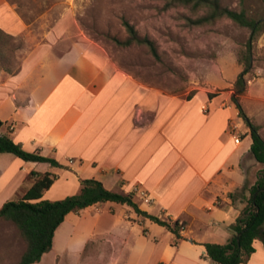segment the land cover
I'll use <instances>...</instances> for the list:
<instances>
[{"label": "crops", "instance_id": "0c3cea01", "mask_svg": "<svg viewBox=\"0 0 264 264\" xmlns=\"http://www.w3.org/2000/svg\"><path fill=\"white\" fill-rule=\"evenodd\" d=\"M32 26L17 4L0 0L1 31L29 44ZM16 54L11 72L0 67V135L60 167L0 154V208L25 196L31 172L51 173L56 180L43 200L77 195L82 181L94 179L133 194L150 215L187 222L176 242L167 228L127 205L97 204L67 215L52 250L36 264H216L204 244L229 241L262 168L250 153V129L235 118L230 87L240 65L216 81L225 92L208 89L189 98L140 82L93 41L80 39L63 51L42 41ZM260 134L264 139V129ZM197 224L211 240L195 234ZM254 248L244 264H264V244L256 240Z\"/></svg>", "mask_w": 264, "mask_h": 264}, {"label": "rangeland", "instance_id": "374dc122", "mask_svg": "<svg viewBox=\"0 0 264 264\" xmlns=\"http://www.w3.org/2000/svg\"><path fill=\"white\" fill-rule=\"evenodd\" d=\"M10 1L17 4L20 15L33 26L29 44L12 39L2 48L9 67L19 63L18 48L30 49L43 41L63 51L84 39L102 46L123 70L140 82L191 98L208 89L216 94L225 92L215 86L223 70L236 65L243 70L250 54L252 68L246 76L247 91L240 102L251 121L264 129V32L251 40L249 29L228 18L193 25L191 20L205 15L204 9L170 4L167 0H75L70 5L63 0ZM221 2L232 10L245 9L254 17H264V0ZM124 19L134 25L141 37L154 42L157 57L146 45L125 47L116 42L128 37ZM56 27L59 32L49 36L52 38L49 41L47 35ZM230 89L234 92V86ZM235 118L246 128L242 117L240 120L235 114ZM194 231L200 238L212 239L211 232L201 224ZM25 249L19 229L0 218V264H18Z\"/></svg>", "mask_w": 264, "mask_h": 264}, {"label": "trees", "instance_id": "16d2710c", "mask_svg": "<svg viewBox=\"0 0 264 264\" xmlns=\"http://www.w3.org/2000/svg\"><path fill=\"white\" fill-rule=\"evenodd\" d=\"M170 4L190 6L195 10L204 9L206 14L191 20L193 25H204L221 18H228L237 25L251 31V40L264 32V17H254L245 9L232 10L222 5L221 0H167ZM123 25L128 37L125 41L116 42L121 46L129 47L133 44L146 45L157 57V48L149 38L141 37L129 21L123 20ZM13 38L0 30V59L2 68L11 72L9 60L5 57L2 48L9 44ZM252 61L250 54L245 61V67L234 84L232 100L239 110L252 138L250 153L262 166L258 173L256 183L250 188V197L240 217L231 226L232 236L225 245L214 243L204 244L206 257L216 264H244L247 263L255 252L254 243L260 240L264 244V139L260 134L259 126L255 125L246 115L240 97L247 91L246 76L250 73ZM10 153L25 162L48 163L53 167L60 164L46 158L37 152H28L22 145L17 144L9 135H0V154ZM33 181V186L25 196L16 201H8L0 208V218L13 223L20 231L26 249L18 264H36L53 247L55 233L70 213H78L88 207L113 202L131 207L136 214L148 219L162 227L167 228L175 235L176 242L181 240L182 232L187 227L183 220H162L142 211L134 201L133 194H120L108 190L103 183L94 179L82 181L81 192L60 201L43 200V195L56 180V175L51 173L31 172L28 176ZM232 195V199H234Z\"/></svg>", "mask_w": 264, "mask_h": 264}, {"label": "built area", "instance_id": "2783aa9c", "mask_svg": "<svg viewBox=\"0 0 264 264\" xmlns=\"http://www.w3.org/2000/svg\"><path fill=\"white\" fill-rule=\"evenodd\" d=\"M204 110H207L206 107H203ZM232 134L234 136V140L236 143L240 142V137L238 135V127L237 126H233L232 127Z\"/></svg>", "mask_w": 264, "mask_h": 264}]
</instances>
